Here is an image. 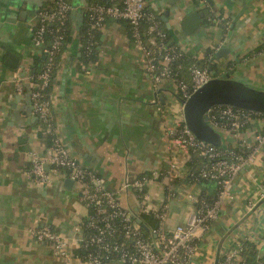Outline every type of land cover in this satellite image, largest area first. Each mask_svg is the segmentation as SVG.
Listing matches in <instances>:
<instances>
[{"label":"crops","instance_id":"0c3cea01","mask_svg":"<svg viewBox=\"0 0 264 264\" xmlns=\"http://www.w3.org/2000/svg\"><path fill=\"white\" fill-rule=\"evenodd\" d=\"M47 1L0 0V264H83L75 257H54L48 244L36 242L30 234L31 229L50 226L73 251L80 245L81 224L88 213L78 199L77 185L65 188L67 178L53 175L49 184L41 185L30 175L27 153L43 154L48 146L28 94L15 90L16 72L4 64L9 54L19 57V65L33 59L28 30L37 24L38 11ZM94 1H70V39L59 56L51 89L53 124L69 152L107 189L116 191L130 178L145 175L149 182L142 205L157 208L166 203L170 229L193 211L189 195L214 196L216 187L211 181L187 184L193 154L166 134L177 119H184L183 107L172 82L152 80L126 23L107 18L100 29L96 62H83L80 31L85 9ZM145 3L184 56L178 66L186 83L195 65L264 93V0H235L232 5L225 0ZM22 12L26 16L20 19ZM211 13L219 20L204 24ZM5 47L10 52L1 61ZM219 49L227 52L217 58ZM262 128L263 122H253L236 140L231 135L221 143L253 145L255 135L264 133ZM161 175H170L172 181ZM174 181L172 193L167 185ZM118 199L134 215L142 213L131 191ZM245 243L255 246L256 261L264 264V144L253 163L235 177L230 198L216 219L196 233L187 264H218L227 251Z\"/></svg>","mask_w":264,"mask_h":264},{"label":"built area","instance_id":"2783aa9c","mask_svg":"<svg viewBox=\"0 0 264 264\" xmlns=\"http://www.w3.org/2000/svg\"><path fill=\"white\" fill-rule=\"evenodd\" d=\"M53 7L48 12L38 13L37 24L29 28L31 39L28 52L33 55H42L46 64L41 73L37 74V81L32 79V60L25 59V64L19 65L23 70L31 74L25 78L15 77L13 85L18 93H23L25 86L28 88L31 109L34 116L41 125L45 126L47 133L52 135L51 145L43 154L28 152L30 175L41 185L51 182L52 176H63L60 170L68 171L67 179L77 185L79 201L91 212L87 216V229L91 234L86 239L80 240L78 247L86 251L88 247L93 248L87 253L83 264H105V261H113L119 264H187L188 258L194 251V239L196 233L205 230L216 219L218 211L223 202L231 195L233 181L239 171L245 165L254 161L256 151L264 144V133L254 137V144H238L231 150H217L212 145L197 139L187 128L183 117L176 120V125L167 129L166 134L177 146L187 149L192 154L207 159L208 163L199 170L203 179L213 181L218 187L216 198L212 205L200 201V207H194L184 223L175 225L168 229L167 204L164 203L157 208H146L142 205L147 198L146 188L149 179L141 175L135 179L130 178L122 187L111 191L104 187L102 180L95 174L87 171L78 160L75 159L58 137L52 120V100L50 96L45 97L43 91L51 83V69L54 59L60 56L64 46L66 22L70 13L71 0H49ZM100 1V2H99ZM97 0L85 9L86 17L91 23V29H101L106 18L126 22L132 30V39L135 46L142 52L147 64V71L155 83L167 80L175 85V94L181 101H185L193 92L205 85L216 75L207 68L195 65L189 69L190 79L186 83L181 78V67L172 68V62L180 59L179 49L164 44L165 33L160 27L158 17L148 12L145 0ZM148 25L139 32L142 21ZM214 21V20H213ZM217 22V19H215ZM56 25V36L52 37L47 47L44 43V35L47 25ZM155 47L152 50L149 46ZM154 55H160L163 61L161 67L155 64ZM26 80L24 86L23 81ZM183 105V103H182ZM220 120L226 122H215L214 114ZM262 114L238 110L235 113L230 108L213 106L206 112V117L211 120L215 128L234 133L235 140L238 138L243 123L263 122L259 117ZM228 122V123H227ZM171 164V169L174 168ZM45 167L48 169L46 170ZM162 179L169 182L170 175H161ZM132 191L136 200L142 207V213L151 214L157 221V227L149 230V236L145 237L141 231V225L137 223L139 214L134 215L125 209L119 202L118 196L123 192ZM192 204L196 205L198 199L189 195L187 197ZM31 236L38 243H46L50 246L51 254L61 260L74 256L72 248L53 230L50 226L31 229ZM242 245L227 251L218 264H240V251ZM111 257L116 258V260Z\"/></svg>","mask_w":264,"mask_h":264},{"label":"trees","instance_id":"16d2710c","mask_svg":"<svg viewBox=\"0 0 264 264\" xmlns=\"http://www.w3.org/2000/svg\"><path fill=\"white\" fill-rule=\"evenodd\" d=\"M96 1L97 0H95V2ZM105 2L107 4H111L112 3V1H110V0H105ZM52 7H53L52 1L51 2L47 1L44 4V6H42L39 9L38 13L48 12V11H50L52 9ZM148 12H150V11H148ZM214 15L215 14L211 13L210 18H208V21L206 20L203 23L204 24H209V22H211V20L214 19ZM220 19H222V18L220 17ZM217 20H219V18ZM116 21L124 22V21H121V20H116ZM124 23H126V22H124ZM70 24H71V20H70V13H69V18L67 19V22H66L65 31L63 32L64 44L70 39V33H71ZM147 25H148L147 21H145V20L142 21L141 25L139 27V32L143 33V30L145 29V27ZM56 28H57L56 25H49L48 24L46 26V29H47L46 31L47 32L44 35L45 47H47L49 45V43L52 40V37L56 36ZM128 29H129L128 36H129L130 40L133 41V39H132V30H131V27L129 25H128ZM80 32H81V34H80L81 38L80 39H81V42H82L81 57L83 59V62L86 65H91V64L95 63L96 60H97L100 30L99 29H91V23L89 22V20L86 17L84 22H83V28H82V30ZM164 33H165L164 44L169 46V47H173V48L178 50V48L175 47L174 44L171 45L170 36L168 35V33L166 31H164ZM149 46H150V48L152 50L155 49V47H153L151 44H149ZM63 48H64V46H63ZM5 50L6 51L4 52V55H2L1 61H3V59L6 57V55L9 54V52H10V51H7L8 49H6V47H5ZM259 50L260 49L255 50L254 53H257ZM154 59H155V61H154L155 64L157 66L161 67V65L163 64L161 56L160 55H154ZM183 59H184V56H181L180 59L174 60L172 62V68L173 69L176 68L178 66V64H180L181 61H183ZM58 61H59V56L54 59L53 67L51 69V83L47 87V89H45L43 91V93L45 94V97H48L50 95V93H51L52 83H53L54 76H55V73H56V70H57ZM45 64H46L45 57L43 58L42 55H39V56L38 55H34V57L32 59V74H33L32 75V79H33L34 82L37 81V74L41 73V71L45 67ZM28 91L29 90L26 87V90L24 89L23 93L24 92L27 93L28 94L27 96L29 97ZM216 106H220L221 108H230V110H232V112H234V113L236 111H238V110H244V111H248L250 113L249 110H245L243 108H239V107H236V106H229V105H216ZM214 116H215V119H214L215 122H219V123L220 122H222V123L226 122L225 119L220 120L216 113L214 114ZM259 118L263 121L262 131H264V114H262ZM210 121L211 120L208 117L206 123L215 131V133L219 137V143L217 145H212V144L211 145L214 148H216L217 150H231V149H234L236 147V145L235 146H231V145L223 146V144L221 143L222 139L224 140L225 137L227 138V137H229L231 135L234 136V133L232 131H229L228 127H226V130H221L219 128H215L211 124ZM38 122H39V120H38ZM42 126H43L42 127L43 128V130H42L43 133H41V136L45 139V141L47 143V146L49 147L51 145V143H52L51 142L52 135L46 132V130L44 129L45 128L44 125H42ZM248 127H250V122L243 123L240 130H243V129L248 128ZM207 163H208L207 159L201 158V157L196 156L195 154H193V160L188 164L190 175H189V177H188V179L186 181L187 184H189V183H194V184H204V183H206L207 184V182L210 181V180H207V179H203L199 175L200 168L203 165L207 164ZM60 171H61L62 174H64V178L68 177V171H66L64 169L60 170ZM211 182H213V181H211ZM176 184H177L176 181H174L173 183H170L169 185H167L168 186L167 190L169 189V191L173 193L174 190H175L174 185H176ZM215 187L217 189L218 186L215 184ZM215 198H216V192H215L214 196H201V197L199 196V198H197L198 202L196 203L195 206L196 207H200L199 202L201 200L204 201L207 205H212V203L215 201ZM82 205L86 208L87 213H88L87 216H88L91 211L84 204H82ZM139 218L142 221V223L145 224V226L148 228L147 231L144 228H141V231L143 232L144 236L148 237L149 236V230H154L157 227V221L153 217V215H151V214L139 213ZM86 224H87V217L83 220V222L81 224V230H82V235L81 236H82L83 239H86L91 234V232L87 229ZM92 251H93V248H91V247H88V249H86V251L83 250V247L82 248L78 247V248L73 250V254H74V256H77L81 260L84 261L85 257H86L85 255L87 253H89V252H92ZM111 258L116 260V258H114V257H111ZM256 258H257V252H256V249H255V246L253 244H250V243L243 244L242 248H241V251H240V264H259L256 261ZM112 262L113 261L107 260V261H105V264H119V263H116V262H114V263H112Z\"/></svg>","mask_w":264,"mask_h":264},{"label":"water","instance_id":"95a60500","mask_svg":"<svg viewBox=\"0 0 264 264\" xmlns=\"http://www.w3.org/2000/svg\"><path fill=\"white\" fill-rule=\"evenodd\" d=\"M234 1L235 0H225L227 5H232ZM72 15L76 16L78 20L82 19L81 16L79 14L77 15L75 12H72ZM25 16V12H22L20 13L19 18L23 19ZM193 18L195 23L199 24V19L197 17ZM188 19H186V21H188ZM225 52H227V50L219 49L216 52V57H221ZM18 63L19 57L15 54L7 55L4 60L6 67L15 71L17 77L25 78L26 76H29L31 72L21 69ZM182 103L184 121L188 130L197 139L210 145H217L219 143V137L206 123V112L209 108L216 105H229L243 108L251 112L264 114V93L231 80L228 76L225 78L216 77L210 80L193 92ZM45 169L47 170L48 168L45 167ZM72 184L73 181L70 179H66L64 182V186L67 189L71 188ZM137 223L146 231L148 230L140 219L137 220Z\"/></svg>","mask_w":264,"mask_h":264},{"label":"rangeland","instance_id":"374dc122","mask_svg":"<svg viewBox=\"0 0 264 264\" xmlns=\"http://www.w3.org/2000/svg\"><path fill=\"white\" fill-rule=\"evenodd\" d=\"M216 19V17H214V20ZM212 73H214V71H211ZM230 79V78H229ZM231 80H233V79H231ZM165 81V80H164ZM173 94H174V96H175V98L177 99V101H178V103L181 105V108L183 107V105H182V103H181V101L177 98V96H176V94H175V85L173 84ZM50 98H51V93H50ZM65 145V144H64ZM66 146V145H65ZM132 192V191H131ZM133 193V192H132ZM134 194V193H133ZM134 197H135V195H134ZM135 200H136V198H135ZM137 201V200H136Z\"/></svg>","mask_w":264,"mask_h":264}]
</instances>
